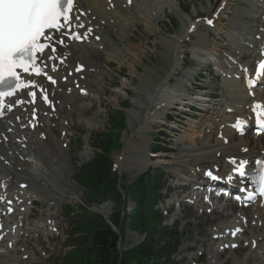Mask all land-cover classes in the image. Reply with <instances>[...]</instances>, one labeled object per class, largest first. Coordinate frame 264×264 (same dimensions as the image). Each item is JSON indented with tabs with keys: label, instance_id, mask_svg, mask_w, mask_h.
I'll return each mask as SVG.
<instances>
[{
	"label": "bare ground",
	"instance_id": "6f19581e",
	"mask_svg": "<svg viewBox=\"0 0 264 264\" xmlns=\"http://www.w3.org/2000/svg\"><path fill=\"white\" fill-rule=\"evenodd\" d=\"M208 1L210 2V0ZM232 1L233 0H220V4L215 6L213 11H211L209 16L205 19V22L208 19L219 21V15L221 13H226L227 16L222 17H225V20L232 24L230 28H223V31L228 32L226 35L227 43L223 42L224 47H227L228 49L231 46V42L241 45L242 47L247 43L246 37L244 36L246 29L239 23L241 15L238 6H236L234 12L229 11L231 8L230 2ZM235 2L236 1L234 0L232 6H234ZM240 3L243 4L245 1H241ZM165 8L172 11L175 10L172 0H131V2H129V0H77L76 15H80V21H74L73 23L75 25L76 23L84 25V27L81 28L75 27L76 30L80 32V35L83 37L87 36V39H85L82 44H77L73 41L69 42V45L67 46H65V44L63 47L57 46V52L55 54L52 52L42 54L45 58L50 55H57L59 57L55 61H48L46 69V71L48 70V72L50 71L51 73V67L53 64H55L57 68V74L54 75H56L58 83L54 87L53 85L44 84L50 99V105L46 107L43 103H33L30 101V97L26 95V93L21 92L18 97L25 102L21 106L16 107L12 112L3 111L5 116L0 120V157H2V159H0V185L3 183H9L12 190L17 191L16 194L21 192L23 196H26L27 194L29 195L23 204H16L17 208L19 205H27L33 195L37 194H40L44 200L47 198L51 205L53 201L59 200L61 196L60 187L64 188V185L65 187H69L65 174L67 171L70 151L63 149L65 142L63 139L67 138V136L65 138L64 135L68 131V127H72L71 117L85 116L87 113L86 107L80 102L88 95L81 94L80 89H85L87 94L90 93L92 89H96L97 91V86L102 85L101 83L105 80V71L103 67H108L111 58L117 59L118 56L124 55L123 57H125V59L123 62L125 63L126 59L129 57L134 60L137 59L139 54L135 52L136 50L134 51L132 46L124 45L126 38L130 41L127 35L129 32L128 28L135 26L137 23H144L149 34H153L155 32L154 26L156 25L159 27L160 23L157 17L159 13L164 12ZM81 12H84L83 16L81 15ZM261 15L264 14L261 13L258 17L260 18ZM251 16L252 15H249V17ZM188 18L190 24L189 26L184 27L179 36L169 35V37H162L160 40L161 44L165 47V51L163 52L165 58L169 56V53L172 54L173 57L169 63L170 67L168 65L169 70H164L163 77L158 76L159 78L157 80L150 78L151 80H154V82L157 81L154 92L161 91V95L158 99L176 100L177 102L183 101V95H181L182 93H180V91L175 94H171L170 92H168L169 94L165 93L167 96L164 95V92H167L168 83L178 70L180 63H177V48L178 45H181L184 42L182 38L191 37L200 33L197 29L201 26V21H193L191 17ZM154 22L155 25H153ZM192 25L193 27L191 28ZM253 26L257 28V24H254ZM88 29H91V31L89 32ZM109 33H112L116 40L112 38ZM253 34L254 36L258 34V30H254ZM97 37H99L98 40H96ZM110 40L111 43H113L112 49L110 50L111 54H106L104 51L107 50ZM63 41L66 42L68 39L63 38ZM203 41L204 39L200 36L199 42L197 43H202ZM239 48L240 47L235 46L232 50L234 54L232 56L237 60L235 65L236 68L242 66L241 69H244L248 62L243 63L241 61L242 57L246 56L245 58H250L254 50L249 48V51L244 50L242 52ZM194 55L202 56V53L198 50H194ZM201 58L202 57H199L197 63H201L202 60L208 59ZM61 60L63 63H61ZM138 60L139 63L142 62L140 57ZM80 65H83L84 68L82 71L78 72L76 71V68ZM130 68L136 70L135 64H130ZM231 68L232 67H227V70L223 72L226 77H229V75L233 73L231 72ZM69 71H72V76H68ZM151 72L152 70H149L148 68V77L151 76ZM234 72L238 73L236 70ZM155 73L156 72H153V74ZM193 73V71L186 72V75L184 76L185 79L193 76ZM61 78H65V82H62ZM36 80L42 82L40 78H37ZM240 90L238 98L233 99V103L229 102L226 106L231 108H239L238 106H240L245 111V106L253 101L247 97L242 83H240ZM68 91L69 94H67ZM181 91L184 92V89ZM154 95L155 93L148 95L149 99H146L148 105H151ZM258 96L261 100L264 99V93H259ZM138 99L141 100V98ZM205 102L204 99H202L201 102H196L197 104H200L204 112L213 108L212 104H204ZM202 104L205 105L206 111L203 109L204 106H202ZM35 108L38 109L37 114L39 120L35 125V128L30 130L29 120H32V114L35 112ZM53 108H55L54 111H52ZM222 108H225V105H223ZM237 115H239L237 112L229 113L227 115L225 110L222 113L217 112L216 118H218L219 123L224 124L225 127L224 130H221V139H214L210 144L202 147L201 150L192 151L189 148L182 149L180 152L181 157L184 158V162H192V165L188 164V166H193V168H188L187 165L176 164V162H173V159H158L153 163L164 167L179 166L174 174L182 181L187 180L189 182H194L196 178L192 177H197L200 171L202 174L205 173L207 169H213L214 171L218 169L216 172L221 174L222 177L230 175L233 170L231 166H228L229 168L224 171L221 169H224L223 164L229 165L230 160L233 157L237 162L239 160H246L248 164L255 154H261L264 152V142L261 138L257 140L249 137H247V139L245 137L242 139L236 138L234 131L229 128L228 122L235 123L236 120L234 117ZM55 125L60 126L59 130L56 129L58 132L57 136L54 135L56 132L53 127H55ZM217 134L218 132H216L215 135ZM225 137L228 140L227 144H224ZM234 139L239 141V143ZM243 140L244 143H242ZM249 142L254 144H249ZM159 155L161 157V154H158V156ZM207 158H213V161L208 162L206 161ZM122 163L123 165L128 164L127 167L129 168L148 165L147 163H140L139 160L134 161L130 157L123 158ZM205 163H208L210 167H204V170H200L199 166L204 165ZM40 178L44 179L47 183L46 190L35 189ZM203 179H205L204 176ZM189 182L185 185L189 184ZM21 184H25L26 187L23 190H18V185ZM106 206L107 205L103 204L100 210L102 211ZM254 206L256 207L253 208ZM254 206H252V210H245L243 208L235 207L229 202L227 203L225 210L231 211L236 209V211H239L237 215L233 213L232 217L230 216V212L224 213V211L222 216V213L218 208L211 212L215 219L221 220L226 215L227 218L221 220L219 224H215L212 227L213 230L211 228L210 234H217L224 237L223 235H225L226 229L229 230V234L232 229L237 227L242 229L237 235L236 240L232 241L229 238V234L227 235L230 245L236 243L240 239L241 234L247 231L246 236L248 237L245 236L243 240L241 239L239 241L241 245L244 244L243 241H248L246 245L247 252L241 259L233 260V264H248V261H251L252 264H264V204L258 203ZM0 208L1 212H4V205L1 203ZM196 211L198 212L199 210L196 209ZM201 212L203 213V210ZM43 214L47 216L46 212L42 213L41 216H43ZM17 215L18 217H16V219L18 220L15 222H8L7 218L4 219V238L7 248L6 250H0V264H19L18 260H20V258H14L11 253L13 251H18V249H14V247L16 248L15 244L18 242V237L20 236L22 247H24L28 245V242L33 235L37 234L39 231L38 228L40 227V224L38 225L33 221L32 223H34V225H27L30 220L27 218L24 222V226L22 228L20 227V219L28 216L27 210L19 212ZM245 220L247 223H245ZM209 240L212 242V237L203 240V243ZM223 240L226 242L225 239ZM211 242L207 245L209 249L208 254L210 255L209 264H223L218 257L220 252L214 248ZM221 244L222 242H220L219 245ZM224 251H226V249ZM228 251L233 252L231 247L228 248Z\"/></svg>",
	"mask_w": 264,
	"mask_h": 264
},
{
	"label": "rangeland",
	"instance_id": "374dc122",
	"mask_svg": "<svg viewBox=\"0 0 264 264\" xmlns=\"http://www.w3.org/2000/svg\"><path fill=\"white\" fill-rule=\"evenodd\" d=\"M215 1L217 0H211L212 5H210L208 0H172L175 10L172 11L168 8H165L164 12L159 13L157 17L158 21L160 22L159 27L155 25V22L153 23V25H155V32L153 34H149L144 23H137L135 27L133 26L131 28H128L129 32L127 35L130 41H128L126 38L124 41V45L130 47L132 46L133 50H136L135 52L139 54L138 56L140 57L142 62L139 63V57L135 60L129 57L126 59L125 63L123 62V60L125 59V57H123L124 55L118 56L117 59L111 58L108 67H103L105 71V80L101 83L102 85L97 86V91L96 89H92L91 93L89 94V98L84 100L86 98L85 97L83 99L84 101H82L87 110L85 116L71 117L72 127H68V131H65L68 137L66 138L67 135L65 133L64 136L66 139H63V141L65 140V142L67 141L68 143V146H66L64 142L63 149L66 151H70V157L67 163V171L65 174L68 180L69 187H65V185L64 188L60 187L61 196L59 200H56L50 207V210L48 208V204L50 205V202L47 200V198L44 200L40 195L41 205L36 207V212H34L32 220H34V222L38 225L40 224V222L44 223L45 220L42 218L43 216H41L42 212L44 211L48 214L51 221L53 217L56 218V230L54 231V234L50 236L49 233H46L44 229H39L42 231V235H40L39 239L37 237V234L39 235V233H37L33 235V237H35L36 235L34 240L30 239L31 241L29 245L22 247V241L20 244H18V242L15 244L16 248L18 247L19 250H24L22 253L23 255L27 253L26 248L28 247L30 256L27 264H72L71 258H73V255L75 253L73 251L81 252L85 255H90L86 249L80 248L79 244L84 243V239L83 237L80 239L81 234L78 233L77 229V222L79 221V217L76 218V215L82 210L81 208H83L84 205L90 204L91 201L88 200L89 198L86 189L75 181V174L78 167L88 163L92 159L93 150L91 149L89 144H93L91 141L94 134L107 131V129L109 128L107 117L109 114H113L114 109H121L126 116V126L121 133V141L123 142V145L111 153L115 171L121 176L120 183L129 185L138 175L149 169L148 166L159 167V165L153 163L158 159H173V162H176V164L178 163L184 166L187 165L188 168H193V166H188V164H191L190 161L184 162V158L181 157L180 152L184 147H195L190 139L196 138V147L199 148V150H201V147L204 143L208 142L206 138L201 137L200 139H198L197 137L202 135L204 129L206 130V133L209 132L212 125L211 121L213 120L209 117H211L213 114H203L204 116L199 115L195 120L198 121L197 123L191 121L190 118L185 119V123L187 126L178 135H173L172 133H169L168 130L164 129L166 133H169L173 136L171 137L172 141L167 145L166 143L160 142L159 138H163L159 134V132L163 130L161 124L164 122V118H168V114H165V104H167L168 102H164V100L166 99H158V94H160L161 91L154 92L157 81L154 82V80H151L150 78H154L155 80H157L159 78L158 76L163 77L164 70H169V63L171 62V58L173 57V55L169 53V56L165 58V55L163 53L165 51V47L160 42L161 38H167L169 37V35L179 36L181 34L180 32L184 29L183 25H185L188 15L191 17L198 15L197 17H199L208 13L211 8H213ZM233 1L230 2L231 6L233 4ZM235 1L236 2L234 3V5L238 3V0ZM179 4L181 8H179ZM184 9H187V13H184L182 11ZM228 24V21H222L219 24V28L224 26L226 27ZM199 32V34H195L197 38H192V40H186V37L182 38L183 40H186L187 44H189V47L183 43L181 45H178L177 63L183 62L184 64L183 66L181 65V67L178 66L179 68H182V70L179 71L173 78L171 77L173 83H179V77L182 76L183 73L184 74L182 79L185 78L184 76L186 75V72H191L189 70L192 69L191 62H193V57L191 55H185V52L190 50L195 42V45L198 46L199 43L197 42H199L200 36L207 40L206 44H201V47L204 50H206V47H210L211 51L215 49L216 43H218L216 40L217 37L209 35L207 36L203 29H200ZM213 32L214 34H217L216 30H213ZM202 43L205 42L203 41ZM195 45V48L193 47L192 51L198 50L202 53V55L205 54L203 53V50L197 49ZM111 48V46L108 47L106 54H111ZM195 58L199 57L195 56ZM130 64H135L136 70L130 68ZM187 64L190 67H186L185 65ZM148 68L149 70H152V72L150 73V77H148L147 75ZM153 72L156 73L153 74ZM204 79L209 80L210 78L205 77ZM222 84L223 82L220 80L212 81V86H214L215 88H219ZM178 85L179 88H181L180 83ZM173 88H177V86L174 85ZM168 89H171V86H169V84ZM168 92L169 91H167V93ZM224 92L225 91L223 90L222 93ZM153 93H155V95L153 96V101H151V105H148L146 99H149L148 95H152ZM138 98H141V100ZM195 125L197 127H195ZM54 129V131L56 132L54 135L57 136L58 132L56 131V129L59 130L60 126L55 125ZM214 139L215 138L213 137L210 143ZM251 144L253 145L254 143ZM156 145L159 147L165 146L170 148L171 150L169 152H159L161 154V157L160 155L150 157L151 151ZM126 157H130L134 161L139 160L140 163H147L148 165L129 168L127 167L128 164L123 165L122 163L123 158ZM206 161L211 162L213 161V158H207ZM177 167L179 166H161L160 169H164L166 171L161 181L164 183L167 182V184L169 183L171 184V186L177 184L179 180L175 177L174 174ZM46 185L47 183L44 181V179L40 178L37 187L35 186V189L46 190ZM162 194H164V191H162ZM171 197L172 193L168 196V199L165 203L160 202L151 206V208L157 213V221H155L156 224L152 223L150 225L151 228L169 226L167 224H169L177 216V210H175L173 214H170L169 216H165L164 214L165 206L170 203L168 200H170ZM107 198L112 200V204L114 203V206L117 205L116 202L118 201L116 199H112L111 196ZM133 208V203L131 201H128L125 209V214L124 212H122L123 218L126 217L125 224L123 226V237L120 243V248L122 251H126L135 247L137 244L142 242L143 238L145 237L144 231L136 232L135 230L130 228V218L132 217ZM102 211L107 212L108 205L103 208ZM190 213L196 214L200 218V220H196L194 216L191 215L190 218L185 221L187 222L186 225L184 221H180L179 223L175 224L178 232L177 236L181 235L182 237V245L170 259L172 260L173 264H193L194 260L191 258V256H195L200 252V245L201 241L203 240V235H198V232L201 231L202 233H204L205 230H208L211 227V225L204 223V221L202 220L209 219V215H207L205 211H203V214L202 212L200 213L196 210H190ZM39 219L40 222H38ZM41 219L43 220L41 221ZM212 219L214 220L215 218L212 216ZM51 221L47 220V224ZM197 221L198 226L194 225V223H196ZM32 222L29 220L27 225H34V223ZM210 235V232H208L205 238L209 239L211 237ZM49 236L50 239L48 238ZM196 240H200V242H196ZM186 247L187 249H185ZM207 251L209 253V249H207ZM246 251L247 250L241 252L236 251L235 254H231L232 259L227 261L226 264H232L233 259H241L242 257H244ZM228 256L229 255L224 254L223 256H221V258L226 260ZM67 260L69 263H67ZM160 261L161 263L159 264L164 263L163 259H161ZM205 262L206 256L201 260V263L204 264ZM89 263L90 260H88V258H86V260H82V264ZM130 264H134V262H130ZM248 264H252V262L248 261Z\"/></svg>",
	"mask_w": 264,
	"mask_h": 264
},
{
	"label": "snow or ice",
	"instance_id": "6c2138e0",
	"mask_svg": "<svg viewBox=\"0 0 264 264\" xmlns=\"http://www.w3.org/2000/svg\"><path fill=\"white\" fill-rule=\"evenodd\" d=\"M73 8L74 0H0V115L3 114L5 107L11 110L13 103L25 102L16 99L10 101L8 105L2 103L5 97H12L17 90L31 96L33 103L38 95L44 102H49L47 89L44 85L38 81L23 79L21 73L27 74L29 77H44L48 82L56 83L55 79L47 74L46 68L48 61H55L59 57L50 55L45 58L42 54L46 49L55 54L57 48L42 42V39L59 45H63L65 36L81 39V35L73 30V21H80V15L73 16ZM207 23L211 24L212 20L208 19ZM76 27H84V25L76 23ZM88 31L90 32L91 29ZM61 63H63L62 60ZM56 70L57 68L53 64L51 71L55 72ZM255 74L256 81L247 80L250 89L261 78H264V61L258 62ZM252 111L256 113L255 123L264 130V105L254 103ZM246 124L247 121L238 118L232 126L243 133ZM230 163L237 165L238 162L233 158ZM246 164V160H240L234 169L240 177L246 175ZM257 164L260 166L255 178L257 187L253 192H249L246 198L248 201L255 200L257 195L264 197V161L258 160ZM206 175L213 181L221 179L211 171H208ZM232 180L233 176L229 175L227 181L231 182ZM237 199L241 198L237 197ZM8 204L11 205V201H8ZM12 210L11 207L8 208L9 213ZM245 223H247L246 220ZM241 231V228H236L231 232V235L236 236ZM231 246L236 247L237 245L232 244ZM224 247H228V245H224Z\"/></svg>",
	"mask_w": 264,
	"mask_h": 264
},
{
	"label": "trees",
	"instance_id": "16d2710c",
	"mask_svg": "<svg viewBox=\"0 0 264 264\" xmlns=\"http://www.w3.org/2000/svg\"><path fill=\"white\" fill-rule=\"evenodd\" d=\"M110 124L112 129L121 127L122 120L116 117H110ZM110 133H102L97 139V147L101 153H96L94 159L84 166L79 173V181L88 189L89 194L94 196H103L106 192L114 193L118 197L115 190V181L112 178L109 168V156L113 146L117 143L115 138L111 141ZM114 143V144H112ZM156 187L153 175L146 174L139 177L132 188V198L136 204V211L134 214V226L140 230H147L164 236V232L153 230L149 225L154 221V212L149 209L148 203L155 200L156 194L154 192ZM93 196V197H94ZM91 198V196H90ZM80 219L81 226L84 227L87 233L91 235L90 251L94 255V264H123L119 261L118 250L116 244L118 235L114 233L110 226L107 225L101 217L89 216L85 212ZM116 227L120 225V217L117 215L114 220ZM88 225V226H87ZM87 227V228H86ZM146 237L144 242L138 245L134 250L130 251L123 261L135 259L138 264H154V256L160 254L165 250V246L161 251L155 250L154 235L150 234Z\"/></svg>",
	"mask_w": 264,
	"mask_h": 264
}]
</instances>
